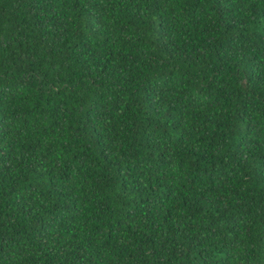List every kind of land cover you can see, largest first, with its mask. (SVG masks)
<instances>
[{
  "label": "trees",
  "instance_id": "obj_1",
  "mask_svg": "<svg viewBox=\"0 0 264 264\" xmlns=\"http://www.w3.org/2000/svg\"><path fill=\"white\" fill-rule=\"evenodd\" d=\"M0 264H264V0H0Z\"/></svg>",
  "mask_w": 264,
  "mask_h": 264
}]
</instances>
